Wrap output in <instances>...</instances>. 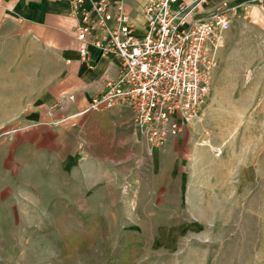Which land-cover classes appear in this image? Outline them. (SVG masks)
<instances>
[{"label": "rangeland", "instance_id": "obj_1", "mask_svg": "<svg viewBox=\"0 0 264 264\" xmlns=\"http://www.w3.org/2000/svg\"><path fill=\"white\" fill-rule=\"evenodd\" d=\"M263 25L234 18L201 120L156 151L96 161L79 124L71 160L18 151L32 81L0 73V264H264Z\"/></svg>", "mask_w": 264, "mask_h": 264}, {"label": "built area", "instance_id": "obj_2", "mask_svg": "<svg viewBox=\"0 0 264 264\" xmlns=\"http://www.w3.org/2000/svg\"><path fill=\"white\" fill-rule=\"evenodd\" d=\"M69 5L81 62L92 67L93 49L116 60L117 69L103 75L85 109L59 122L74 125L87 112L124 107L132 112L137 141L153 149L201 120L224 34L239 15L237 5L230 0H147L142 29L123 0H69ZM67 98L75 101L74 95ZM58 108L62 105L52 106L49 115Z\"/></svg>", "mask_w": 264, "mask_h": 264}, {"label": "crops", "instance_id": "obj_3", "mask_svg": "<svg viewBox=\"0 0 264 264\" xmlns=\"http://www.w3.org/2000/svg\"><path fill=\"white\" fill-rule=\"evenodd\" d=\"M123 1L142 29V11L147 0ZM230 2L238 6L239 16L245 13L246 19L264 20V0ZM212 5H207L205 10L208 12ZM202 16L207 17L205 14ZM74 24L75 20L70 17L69 0H0V73L7 79L16 75V80L32 81V93L20 95L23 99L20 104L16 109L8 110L21 115L14 137L18 151L55 156L66 153L69 156L67 159L71 160L73 156H78V130L74 126L79 124L88 156L101 161L102 147L128 146L138 141L132 112L124 107L87 112L77 117L74 125L71 121L59 122L85 109L100 90L103 75L114 74L117 69L116 60L102 57L93 49L92 67L81 62L73 33ZM258 28L264 33V25ZM69 95H74L75 101L68 100ZM25 96L29 99L25 100ZM56 104L62 105V108L50 116L48 112ZM179 136L170 139L166 145L171 147ZM83 143L80 141V145L83 146ZM67 149L70 151L68 154ZM250 168L252 172L254 169L258 171L259 165L246 163L242 168L244 179L245 170Z\"/></svg>", "mask_w": 264, "mask_h": 264}]
</instances>
